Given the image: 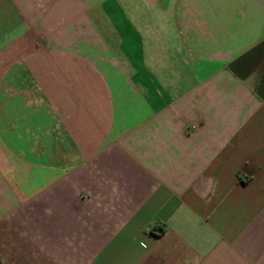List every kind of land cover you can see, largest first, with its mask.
I'll return each instance as SVG.
<instances>
[{
    "label": "crops",
    "instance_id": "obj_1",
    "mask_svg": "<svg viewBox=\"0 0 264 264\" xmlns=\"http://www.w3.org/2000/svg\"><path fill=\"white\" fill-rule=\"evenodd\" d=\"M118 1L98 16L143 83L131 123L111 135L100 103L3 136L23 176L0 163V264H264V0Z\"/></svg>",
    "mask_w": 264,
    "mask_h": 264
},
{
    "label": "rangeland",
    "instance_id": "obj_2",
    "mask_svg": "<svg viewBox=\"0 0 264 264\" xmlns=\"http://www.w3.org/2000/svg\"><path fill=\"white\" fill-rule=\"evenodd\" d=\"M117 1L12 0L24 22L0 40V163L17 184L23 176L20 153L8 148L3 136L8 142L10 135L26 137L18 122L38 116L45 125L55 123L48 133L67 136L74 118L90 110L89 105L92 117L98 119L101 112L94 107L108 103L111 135L119 136L131 123L136 93L143 83L132 77L136 68L123 62L125 50L116 47L121 40L109 38V21L98 16H114ZM26 90L30 96L20 95ZM8 104L13 110L3 111ZM25 104L39 110L20 111ZM25 132L34 135L29 129Z\"/></svg>",
    "mask_w": 264,
    "mask_h": 264
},
{
    "label": "built area",
    "instance_id": "obj_3",
    "mask_svg": "<svg viewBox=\"0 0 264 264\" xmlns=\"http://www.w3.org/2000/svg\"><path fill=\"white\" fill-rule=\"evenodd\" d=\"M192 129H195V126H192Z\"/></svg>",
    "mask_w": 264,
    "mask_h": 264
}]
</instances>
